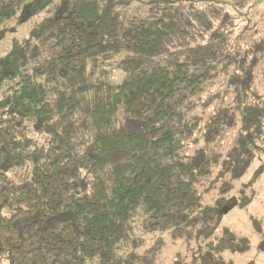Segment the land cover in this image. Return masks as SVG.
I'll return each instance as SVG.
<instances>
[{
    "label": "trees",
    "instance_id": "16d2710c",
    "mask_svg": "<svg viewBox=\"0 0 264 264\" xmlns=\"http://www.w3.org/2000/svg\"><path fill=\"white\" fill-rule=\"evenodd\" d=\"M217 5L0 0V27L47 13L0 57V264H156L165 241L136 234L152 229L194 244L198 264L248 248L218 222L232 181L264 153V95L255 44L229 52L219 31L198 41L225 22ZM216 80L233 86L228 102Z\"/></svg>",
    "mask_w": 264,
    "mask_h": 264
},
{
    "label": "rangeland",
    "instance_id": "374dc122",
    "mask_svg": "<svg viewBox=\"0 0 264 264\" xmlns=\"http://www.w3.org/2000/svg\"><path fill=\"white\" fill-rule=\"evenodd\" d=\"M213 3L218 4V9H221L220 15L224 17L225 22L220 24L218 20H215L210 30L205 31L204 34L201 32L198 41L204 42L211 32L219 31L224 34L223 39L229 52L234 51L233 46L237 45L239 40L248 42V45L255 44V49L259 54L255 55L258 59L252 61L251 70L256 75L255 83L259 94L264 95V0H213ZM236 4L240 6L237 7ZM200 7L195 4L194 11H197V8L200 9ZM46 14V12H40L27 20H21V22L18 19L19 14H17L10 21L4 23L0 27V57L9 51L11 42L14 39L26 36L35 21ZM198 25L200 26V24ZM198 25L194 28H197ZM241 37L243 38L241 39ZM253 54H251V60L255 58ZM110 72L114 73L112 75L114 80L118 79L115 81L121 80L120 76L123 75L118 69L112 68ZM220 81L216 80L212 84L211 92L221 93L226 90V93H221L222 99H218L219 97L217 99L218 103L219 100L228 102L233 86L225 87L223 83L219 84ZM211 107L214 109L215 104L210 105L209 109H206V113L211 110ZM235 133L228 132L227 139L223 140L219 147L221 149L229 147L236 137ZM261 165L264 166V153L257 156L241 178L232 181L233 190L228 194V198L229 203H233L220 214L219 226H228L237 235L246 237L249 242L248 248L243 252L226 251L222 254V259L229 260L232 264H264V167L260 168ZM220 183L221 181H219ZM241 188L252 189L254 192L245 206L234 203L237 201L238 190ZM200 193L206 203H212L219 196L218 188L202 189ZM136 234L144 241V245H147L156 237H161L165 241V246L158 255L156 264H172L176 257L184 259L188 264H198L194 255L195 245L192 244V249H189L183 241H173L169 237L168 231L152 229L144 235L139 231ZM138 249L139 247L136 251Z\"/></svg>",
    "mask_w": 264,
    "mask_h": 264
}]
</instances>
